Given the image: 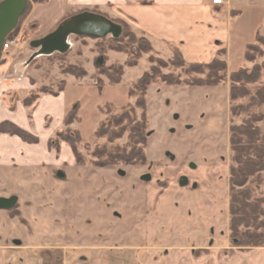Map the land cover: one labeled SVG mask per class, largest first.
<instances>
[{
  "label": "rangeland",
  "instance_id": "1",
  "mask_svg": "<svg viewBox=\"0 0 264 264\" xmlns=\"http://www.w3.org/2000/svg\"><path fill=\"white\" fill-rule=\"evenodd\" d=\"M249 1L232 0L235 9L244 11L234 30L255 44L251 54L256 59L241 56L236 41L231 60L216 56L228 68L226 77L212 86L196 84L208 71L201 73L191 65L213 59L189 61L172 45L164 52L154 48L142 52L138 42L142 36L127 20L121 19L119 41L111 35L98 39L71 35L67 52L49 55L31 46L39 39L33 37L38 25L20 23L13 36L19 35V42L4 50L0 59L4 60L0 65L11 60V75L2 79L9 85L0 92L5 114L25 113L32 119L43 95H63L66 113L42 144L40 163L29 168L15 160L9 172L0 174V197H18L14 207L0 209L2 264H264V246L237 245L229 212L230 128L254 114H264V106L240 115L231 111L232 105L247 104L250 98L231 100L232 72L259 65L262 76L249 87L255 92L264 85V43L251 36L257 25L264 35V0ZM121 45L123 50L113 49ZM120 66L121 81L114 83L107 73L117 75ZM82 71L86 74L78 77L72 73ZM145 75L150 82L140 85ZM12 82L23 86L14 87ZM36 92L39 99L25 105L24 99ZM141 96L145 108L137 105ZM74 111V121L65 123ZM125 112L136 121L145 120L146 160L105 165L106 150L129 146L132 125L121 116ZM115 116H121L120 121L110 125ZM44 119L47 129L54 117ZM4 120L26 129L18 120ZM259 124L264 130V120ZM108 125L117 133L113 141L102 132ZM28 131L38 136V143L9 133L0 136L17 137L34 146L47 132ZM78 133L81 139L75 151L64 138L75 140ZM145 174L151 179L144 180ZM182 176L188 178L186 186L180 185ZM249 185L255 197L264 196V172L251 177Z\"/></svg>",
  "mask_w": 264,
  "mask_h": 264
},
{
  "label": "crops",
  "instance_id": "2",
  "mask_svg": "<svg viewBox=\"0 0 264 264\" xmlns=\"http://www.w3.org/2000/svg\"><path fill=\"white\" fill-rule=\"evenodd\" d=\"M84 9L97 10L113 20L130 21L133 29L149 39L155 50L164 52L172 45L189 61L208 62L216 56H224V59L229 61L233 56L235 44H238L236 41H240L241 56H244L246 46L250 43L234 30V24L241 20L244 11L235 9L232 0H226L223 6H214L207 0H48L43 3L33 2L25 23L38 25L33 37L42 38L52 32L69 13ZM257 26L252 30L253 39L258 31ZM10 63L9 58L0 65V92L6 85L2 79L11 75L8 72ZM12 84H15L14 87L23 86L19 82ZM54 113L57 115L54 116ZM65 113L66 103L63 95H43L33 111L32 119L25 113L17 116L15 112H11L13 117L5 114L0 98V121L13 118L34 133L47 131L44 138L40 134L41 143L34 146L21 142L17 137L1 135L0 174L4 170L9 172V165L15 160L29 168L40 163L44 157L45 145L42 144H45L44 141L56 130V123L61 122ZM45 115L54 117L52 125L47 129H44ZM2 261L3 256L0 255V264Z\"/></svg>",
  "mask_w": 264,
  "mask_h": 264
},
{
  "label": "trees",
  "instance_id": "3",
  "mask_svg": "<svg viewBox=\"0 0 264 264\" xmlns=\"http://www.w3.org/2000/svg\"><path fill=\"white\" fill-rule=\"evenodd\" d=\"M48 0H36L35 2H46ZM146 2V1H144ZM32 8V2L25 12L22 14L18 26L12 33L9 34L7 39L14 36L15 32L19 30V25L22 23ZM84 11V10H82ZM81 11V12H82ZM96 12V11H94ZM65 17L62 21L69 18ZM61 21V22H62ZM119 24H122L121 19L114 20ZM60 22V23H61ZM122 22V23H121ZM123 36L114 37V41H119ZM257 40L264 43V35L259 31L256 34ZM139 49L142 52H150L153 50V45L146 37L142 36L138 39ZM255 44H249L245 52V58L249 61H254L256 56H253L252 51L256 50ZM113 49L123 50V46H113ZM178 49V48H177ZM179 50V49H178ZM180 55L181 52L179 51ZM4 60H1L3 62ZM130 65H133L132 63ZM193 69H198L201 73L205 70L208 71L205 79H200L196 84L204 86L217 85L221 80L226 77V71L228 64L225 60L215 57L211 62L202 65H191ZM196 67V68H195ZM117 75L112 72H108V77L114 82L119 83L121 76L123 75V67L120 66L116 70ZM77 77L85 75L86 73L77 74L72 72ZM262 76V67L255 65L252 69L241 68L232 72L229 76L231 88L230 97L232 101H237L241 98L250 97L247 104L232 105L231 111L233 115H240L242 113L250 112L252 109L264 106V85L259 86L255 92L251 90L249 85L259 82ZM148 75H145L140 85L149 84L150 80L147 79ZM39 94L32 93L24 99V104L27 106L32 105L34 101L39 99ZM142 96L139 98L137 105L145 108V101ZM76 113L71 112L65 118V123H72L75 119ZM124 119L127 118L130 122V143L128 147L118 148L114 150H106L105 155L107 162L105 165L116 161H122L128 164L143 163L146 160L144 147L146 145V124L145 120L136 121L131 117L130 112H125L121 115ZM119 117H112L110 125L118 123ZM264 120V114H254L253 116L245 119L241 124H232L230 128V146L233 153V164L230 168V228L232 231V237L236 240L237 245L244 247H259L264 246V196L255 197L253 189L249 185L251 177L258 176L264 172V130L259 124ZM134 122V124H131ZM110 125L105 127L102 132L103 135H108L110 140L113 141L117 137V133L110 129ZM9 133L11 135H18L23 141L28 143H38V136L32 134L28 130L20 127L19 125L9 120L0 122V134ZM61 136L62 132H59ZM119 137V136H118ZM64 138V137H63ZM81 139L79 133L75 140L70 138H64L69 142L73 149L76 151V142ZM50 147H53L52 140L49 143Z\"/></svg>",
  "mask_w": 264,
  "mask_h": 264
},
{
  "label": "water",
  "instance_id": "4",
  "mask_svg": "<svg viewBox=\"0 0 264 264\" xmlns=\"http://www.w3.org/2000/svg\"><path fill=\"white\" fill-rule=\"evenodd\" d=\"M30 1L36 0H2L0 2V59L3 57V46L10 33L18 26L22 14L27 9ZM122 26L108 16L93 12L82 11L62 21L55 30L46 36L33 40L31 46L39 49V54H52L54 52L65 53L69 50L68 38L71 35L88 36L91 38H105L109 35L120 37ZM102 64V60L100 61ZM175 117H178L176 114ZM192 168L194 163L190 164ZM121 174H125L120 170ZM64 177L63 172H59ZM144 180H150L151 176L145 174ZM188 184L187 176H182L180 185ZM18 202L17 196L0 197V209H11ZM20 244V240H15Z\"/></svg>",
  "mask_w": 264,
  "mask_h": 264
},
{
  "label": "built area",
  "instance_id": "5",
  "mask_svg": "<svg viewBox=\"0 0 264 264\" xmlns=\"http://www.w3.org/2000/svg\"><path fill=\"white\" fill-rule=\"evenodd\" d=\"M211 3L214 6H223L226 3V0H211ZM19 37L20 36L18 35L13 38L6 39L4 46H3V50L7 51L13 46H15L19 42Z\"/></svg>",
  "mask_w": 264,
  "mask_h": 264
}]
</instances>
